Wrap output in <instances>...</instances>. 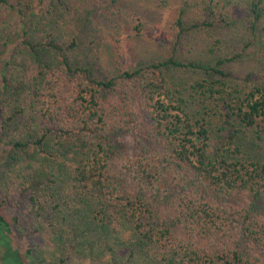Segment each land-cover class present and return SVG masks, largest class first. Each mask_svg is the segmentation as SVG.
Here are the masks:
<instances>
[{
    "label": "rangeland",
    "instance_id": "obj_1",
    "mask_svg": "<svg viewBox=\"0 0 264 264\" xmlns=\"http://www.w3.org/2000/svg\"><path fill=\"white\" fill-rule=\"evenodd\" d=\"M8 1L14 4L0 6V50L7 36L15 41L9 65L13 90L1 102L5 126L0 150L8 145L11 150L0 168V190L17 207L22 234L29 235L35 250L33 264H178L177 256H167L130 225L115 231L103 224L82 200L74 172L88 161V144L77 139L60 148L50 140L49 151H36L32 143L40 137L41 125L37 89L50 71L61 67L64 56L73 68L89 70L94 79H116L117 85L105 93L117 117L111 132L120 155L114 160L113 172L130 193H135L137 185L125 176L124 166L147 152L158 157L159 141L147 120L142 81L120 77L125 71L147 70L171 58L199 65L197 69L170 68L167 72L172 92L168 101L176 105L182 99L195 114L203 112L204 104L214 106L206 85H230L229 78L211 70L221 59L240 55L219 68L240 78L251 75L254 83L264 85V30L253 25L247 1L63 0L62 6L52 4L51 10L43 6L38 16L28 21L26 40L30 46L20 39L18 10L26 13L33 4L30 0ZM180 15L184 32L177 25ZM54 39L65 48V55L50 48L48 41ZM147 72L156 79L153 70ZM198 83L205 88L196 87ZM18 142L26 146L18 147ZM245 150L264 159L263 143L247 142ZM167 171V184L157 202L159 215L188 243V231L175 200L163 196H173L174 173ZM35 190L39 193H33ZM32 193L40 197L43 209L39 211H46V216L32 204ZM207 242L198 239L195 246L205 247ZM260 248L255 246L256 251Z\"/></svg>",
    "mask_w": 264,
    "mask_h": 264
},
{
    "label": "trees",
    "instance_id": "obj_2",
    "mask_svg": "<svg viewBox=\"0 0 264 264\" xmlns=\"http://www.w3.org/2000/svg\"><path fill=\"white\" fill-rule=\"evenodd\" d=\"M246 1L253 25L264 30V0ZM30 2L33 8L28 12L18 10L20 39L27 46L28 21L36 18L43 6L51 10L52 4H64L63 0ZM10 4L0 0L1 7ZM181 17L177 20L180 28ZM14 44L7 36L0 50V107L13 90L9 65ZM48 45L64 54L65 48L55 39ZM239 56L221 59L211 68L217 75L229 78L230 85H206L214 106L204 104L203 112L197 114L191 113L182 99L176 105L168 101L172 92L167 72L170 68L197 69L199 65L171 58L149 67L157 74L156 79L148 77L149 69L144 68L123 73L122 79L142 81L147 120L159 141L158 157L147 152L124 166L125 176L137 185L135 193H130L113 172L114 160L120 155L111 132L117 117L105 93L117 85L116 79H94L89 70L73 68L64 56L61 67L50 71L37 89L40 137L32 144L40 153L49 151L50 140L60 148L77 139L88 144L91 155L74 172V184L82 200L103 224L115 231L130 225L167 256H177L178 264H264V159L245 150L247 142L264 144V85L254 83L251 75L240 78L219 68ZM196 87L205 85L198 83ZM217 116L220 118L215 123L212 118ZM4 126L0 114V135ZM16 146L26 144L18 142ZM10 150V145L0 150V168ZM167 168L174 173L173 196H163L175 200L188 231V243L179 238L169 220L160 217L157 208L161 190L167 184ZM33 193L31 202L39 211L43 209L40 197ZM22 225L17 207L0 190V264H33L35 250L29 235L22 234ZM198 239L208 240L207 246H195ZM258 245L261 248L256 251Z\"/></svg>",
    "mask_w": 264,
    "mask_h": 264
}]
</instances>
